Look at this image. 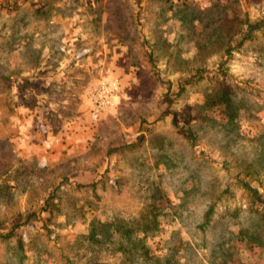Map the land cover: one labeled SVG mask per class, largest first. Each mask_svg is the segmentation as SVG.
I'll list each match as a JSON object with an SVG mask.
<instances>
[{"label":"rangeland","instance_id":"rangeland-1","mask_svg":"<svg viewBox=\"0 0 264 264\" xmlns=\"http://www.w3.org/2000/svg\"><path fill=\"white\" fill-rule=\"evenodd\" d=\"M263 18L264 0H0V264H264V27L239 44Z\"/></svg>","mask_w":264,"mask_h":264},{"label":"built area","instance_id":"built-area-1","mask_svg":"<svg viewBox=\"0 0 264 264\" xmlns=\"http://www.w3.org/2000/svg\"><path fill=\"white\" fill-rule=\"evenodd\" d=\"M120 83L115 77H106L93 85L89 92L90 118L98 121L115 106Z\"/></svg>","mask_w":264,"mask_h":264},{"label":"trees","instance_id":"trees-1","mask_svg":"<svg viewBox=\"0 0 264 264\" xmlns=\"http://www.w3.org/2000/svg\"><path fill=\"white\" fill-rule=\"evenodd\" d=\"M246 25H247V31L244 33V35L240 39L239 44H242L244 41L250 40L251 38H253V33L260 30L262 27H264V18L262 20L256 22V23H254V24L250 23L248 20H246ZM150 58H151V61H153L151 55H150ZM186 82H188V81H186ZM182 89H183V87L180 86L179 90L181 91ZM187 137L190 138L192 141H195V136L193 135L192 131H190V130L187 131ZM242 185L248 191H252V189L249 187L248 183L242 181ZM257 194L258 193L256 191H254V197L256 198V200H259L264 205V199H262ZM214 205L215 204L212 203V205L209 207L208 211L206 212L205 221L203 223V226H206L209 223V218H210L211 214L213 213ZM96 234H97L96 230H94V231L92 230L90 235H89V239L95 240ZM11 236H12V232L4 235L5 238H10Z\"/></svg>","mask_w":264,"mask_h":264},{"label":"crops","instance_id":"crops-1","mask_svg":"<svg viewBox=\"0 0 264 264\" xmlns=\"http://www.w3.org/2000/svg\"><path fill=\"white\" fill-rule=\"evenodd\" d=\"M89 113V112H88Z\"/></svg>","mask_w":264,"mask_h":264}]
</instances>
